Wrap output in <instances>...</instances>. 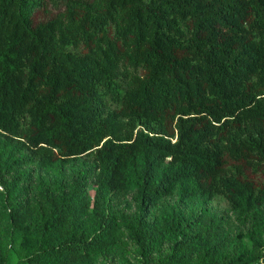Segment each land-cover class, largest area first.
<instances>
[{
    "label": "trees",
    "instance_id": "1",
    "mask_svg": "<svg viewBox=\"0 0 264 264\" xmlns=\"http://www.w3.org/2000/svg\"><path fill=\"white\" fill-rule=\"evenodd\" d=\"M130 247L264 264V0H0V264Z\"/></svg>",
    "mask_w": 264,
    "mask_h": 264
},
{
    "label": "rangeland",
    "instance_id": "2",
    "mask_svg": "<svg viewBox=\"0 0 264 264\" xmlns=\"http://www.w3.org/2000/svg\"><path fill=\"white\" fill-rule=\"evenodd\" d=\"M69 172L70 171H67V174L63 175V174L55 173V172L38 171L36 172L34 176H35L36 183L41 184V185L45 183H49V182H56V183L61 184L64 178L69 176ZM169 203L173 204L174 201H169ZM182 208L185 210H190L194 207L192 206V204L190 205L184 204ZM211 209L225 217L228 223L227 227H229V229L234 235L241 233V232L247 233L245 229H243L241 226L238 225L237 221L235 220L234 215L231 212H229V206L227 202H225L223 199L220 198V199L213 201L211 203ZM194 210L196 211V209ZM129 212L133 214L135 212V207L132 206ZM129 251L131 254L127 256V262H123L119 257H112L110 259H101L100 264H136L135 257H136L137 251L135 250L134 247H130ZM167 251H169V246H166L163 249L162 253L165 254Z\"/></svg>",
    "mask_w": 264,
    "mask_h": 264
}]
</instances>
